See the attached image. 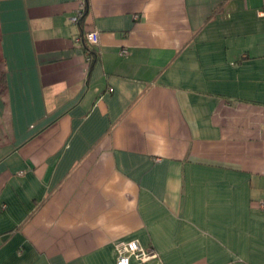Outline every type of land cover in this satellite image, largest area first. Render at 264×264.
<instances>
[{
  "label": "crops",
  "instance_id": "crops-1",
  "mask_svg": "<svg viewBox=\"0 0 264 264\" xmlns=\"http://www.w3.org/2000/svg\"><path fill=\"white\" fill-rule=\"evenodd\" d=\"M263 9L0 0V264H264Z\"/></svg>",
  "mask_w": 264,
  "mask_h": 264
},
{
  "label": "built area",
  "instance_id": "built-area-1",
  "mask_svg": "<svg viewBox=\"0 0 264 264\" xmlns=\"http://www.w3.org/2000/svg\"><path fill=\"white\" fill-rule=\"evenodd\" d=\"M86 10V4L83 1L77 13L72 17V22L78 23L80 18L84 16ZM260 13L264 16V9L261 10ZM76 41H83L90 46H94L99 41V33L97 30H89L82 36L77 37ZM260 205L264 206V201H262ZM115 249L117 264H131L132 257L140 262L148 261L150 259L158 257V252L155 249L143 247L136 239L118 241L115 244Z\"/></svg>",
  "mask_w": 264,
  "mask_h": 264
},
{
  "label": "trees",
  "instance_id": "trees-1",
  "mask_svg": "<svg viewBox=\"0 0 264 264\" xmlns=\"http://www.w3.org/2000/svg\"><path fill=\"white\" fill-rule=\"evenodd\" d=\"M83 17L84 16H82L81 18H80V20H79V22L83 19ZM85 43V42H84ZM85 45H86V48L87 49H89V51H91V49L94 47V46H96V45H94V46H90V45H88V44H86L85 43ZM2 82V76L0 77V83Z\"/></svg>",
  "mask_w": 264,
  "mask_h": 264
}]
</instances>
